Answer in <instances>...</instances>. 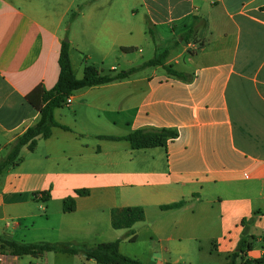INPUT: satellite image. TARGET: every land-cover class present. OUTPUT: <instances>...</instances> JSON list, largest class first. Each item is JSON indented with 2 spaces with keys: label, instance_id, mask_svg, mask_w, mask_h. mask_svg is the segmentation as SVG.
I'll list each match as a JSON object with an SVG mask.
<instances>
[{
  "label": "crops",
  "instance_id": "0c3cea01",
  "mask_svg": "<svg viewBox=\"0 0 264 264\" xmlns=\"http://www.w3.org/2000/svg\"><path fill=\"white\" fill-rule=\"evenodd\" d=\"M67 37L77 78L90 65L113 73L168 50L166 64L192 79L154 66L71 95L55 110L70 130L38 137L0 175L11 220L0 235L15 239L9 229L39 218L47 242L120 240L121 253L144 264H224L246 218L256 237L246 259L263 257L264 0H0V160L39 120L26 96L54 87ZM163 128L178 132L166 147L103 138ZM70 196L76 209L64 212ZM137 206L145 219L132 242L113 227L112 210ZM67 255L71 264H100Z\"/></svg>",
  "mask_w": 264,
  "mask_h": 264
},
{
  "label": "trees",
  "instance_id": "16d2710c",
  "mask_svg": "<svg viewBox=\"0 0 264 264\" xmlns=\"http://www.w3.org/2000/svg\"><path fill=\"white\" fill-rule=\"evenodd\" d=\"M78 11L71 13L69 22H73L78 16ZM153 41H156L155 31L152 27L148 28ZM194 32L191 29L183 35L184 40H189ZM178 43V42H176ZM175 43V44H176ZM125 50H132L125 48ZM169 51L165 50L157 54L152 59L143 64L113 73H105L97 67L90 65L86 67L84 76L77 78L75 75L70 55V42L62 41L59 56L60 73L56 84L52 89H46L42 84L36 86L26 98L29 103L40 113V118L33 126L29 127L12 144L9 153L0 160V175L7 169L16 165L20 161L21 150L28 147L35 150L38 137L49 138L54 127L70 130L68 126L60 124L55 118V110L68 103V99L76 91L100 85L109 84L115 81L130 78L132 75L145 70L149 67L162 66L169 75L179 79L190 81L192 76L176 70L172 65H167L166 61ZM178 137V132L173 129H151L136 130L125 136H106L103 138L113 141H127L132 149H147L154 147H166L169 141ZM79 196H87L88 189L77 190ZM44 199H48V192L41 193ZM183 202L163 206V208L180 207ZM76 209L75 198L70 196L63 200L64 212H73ZM145 219L143 207H125L112 210V225L116 229H126V237L130 241L136 240L134 226L136 223ZM243 231L237 249L229 255V259L224 264H264V256L258 259H246L247 252L254 247L256 237L251 235V226L254 219L242 220ZM0 246L8 249L11 253L19 256L40 257L48 252H62L72 255L81 254L89 260H95L100 264H144L143 262L124 255L120 251V240L99 243L95 246L86 244H73L69 242H33L24 243L13 238L0 235Z\"/></svg>",
  "mask_w": 264,
  "mask_h": 264
},
{
  "label": "rangeland",
  "instance_id": "374dc122",
  "mask_svg": "<svg viewBox=\"0 0 264 264\" xmlns=\"http://www.w3.org/2000/svg\"><path fill=\"white\" fill-rule=\"evenodd\" d=\"M65 39H69L68 37ZM129 69V67L124 66L122 68L119 69V71L121 70H127ZM147 69V68H146ZM7 154L9 153L10 149H11V145L7 147ZM38 213H42L41 211H38ZM7 221L9 220V217H6L3 215V210L2 207L0 206V231L4 229V227L6 226V224L8 223ZM43 220L36 218L34 219V224L29 222V223H22L24 225L18 226L17 228H11L9 229L10 232L11 230L15 231L16 229V240H24V242L26 243H33V242H41L44 239H38V236H40L41 231H39V227L43 226L44 224L42 223ZM34 226V229L31 230L30 232H28V229H31ZM26 227V228H25ZM92 247V246H91ZM0 250H8V249H3L0 246ZM9 251V250H8ZM68 255L67 254H63L62 252H48L47 256H40V257H33L30 255L27 256H22L21 258V263L25 264L27 261H33V262H39L41 264H71L70 260H68Z\"/></svg>",
  "mask_w": 264,
  "mask_h": 264
},
{
  "label": "built area",
  "instance_id": "2783aa9c",
  "mask_svg": "<svg viewBox=\"0 0 264 264\" xmlns=\"http://www.w3.org/2000/svg\"><path fill=\"white\" fill-rule=\"evenodd\" d=\"M21 258L22 256L15 255L8 250H0V264H22ZM25 264H41V263L27 261Z\"/></svg>",
  "mask_w": 264,
  "mask_h": 264
},
{
  "label": "water",
  "instance_id": "95a60500",
  "mask_svg": "<svg viewBox=\"0 0 264 264\" xmlns=\"http://www.w3.org/2000/svg\"><path fill=\"white\" fill-rule=\"evenodd\" d=\"M66 42H69V39H65Z\"/></svg>",
  "mask_w": 264,
  "mask_h": 264
}]
</instances>
